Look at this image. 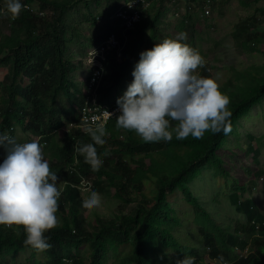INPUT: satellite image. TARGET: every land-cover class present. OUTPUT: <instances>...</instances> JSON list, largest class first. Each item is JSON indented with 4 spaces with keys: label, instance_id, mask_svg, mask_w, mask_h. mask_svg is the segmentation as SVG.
I'll return each instance as SVG.
<instances>
[{
    "label": "trees",
    "instance_id": "obj_1",
    "mask_svg": "<svg viewBox=\"0 0 264 264\" xmlns=\"http://www.w3.org/2000/svg\"><path fill=\"white\" fill-rule=\"evenodd\" d=\"M106 1L108 8H105L106 10L103 12L100 10L104 16L103 25L90 38L91 46L101 43L113 32L120 34V30L116 26L118 20L111 17L115 15L122 0ZM181 1L183 0H173L172 3H181ZM185 1L188 3V8L180 14V28L182 30H186L190 22L195 29L196 18L199 17L200 11L205 15L207 12L206 6L210 5L212 8L221 6V3L215 0ZM80 2H83L86 7H91L95 3L101 8L99 0H21V3L26 8L17 19L13 20L11 14L6 11L7 0H0V83H3L0 85V93L2 94L0 96V129H2L0 132H6L10 135V138L12 135L11 139L16 137L14 139L16 143L31 142L35 139L41 145L44 144L45 159L49 162L50 168L52 167L51 170L57 173V186L62 188L59 210L57 212V216L60 218L59 228H53L45 233L46 237L50 236L48 242L52 247L43 252L36 251V249L24 244L26 233L23 227L0 225V263L6 261L4 264H13V262L14 264H64L67 259L70 264H108L111 257H113L115 259L113 264H174L170 261V255L171 253H177L180 260L188 255L195 257L196 264H264V239L257 236V226L264 221V211L258 206L260 205L258 201L254 198L246 197L249 187L251 185L254 186L255 182L245 183L242 179L234 178L232 172L228 170L227 159L221 155V152L225 149L227 139L232 132L234 133V129H238V125L249 116L254 108L264 103V74H261L264 69L260 68V66L252 65L249 69L241 72L239 76H236V78L232 77L220 84L221 91L230 97V104L228 105L229 110L232 112L230 118L232 131L230 134L225 135L223 132L213 134L211 131H207L202 139H195L190 135L184 140H178L176 139V134L173 133L171 141L146 142L134 131L117 129L116 118H114L106 125L108 133V136L106 135L104 138H108L106 139V146L96 145L97 152L99 151L98 154H101L102 167H100L98 172H93L91 166L85 163L84 156L75 151L77 147L85 143H93L90 135L84 130L85 127L82 126L83 123L80 120V116L77 114L83 107L82 104L84 105L85 103V95L80 85L83 82L73 77V75L82 67L83 62L80 61L75 64L68 56V48L71 46V41L81 38V33L79 32L81 31V23H71L69 20L70 12ZM164 2L165 0H157L147 11L142 12V21L136 23V29L129 32L130 38L122 56L118 58L114 54L109 60L105 61V71L97 90L101 104H106L107 102L112 104L114 102V105L117 103V100L127 90V84L131 82L132 73L139 62L138 59H140L139 55L155 46L152 42L147 44L145 31L151 26L152 32L155 33L162 14L161 6L157 7V5ZM244 3L247 4V2ZM151 10L154 11V15L149 20V17L152 16ZM256 12L264 14V7L257 8ZM96 18L97 15L93 13L91 16L93 23L97 22ZM259 19L254 14L247 16L237 24L233 34L240 48L248 51H258L264 41V29L258 24ZM3 27H8V30L3 32ZM69 32H71L70 38L68 36ZM119 37L124 41L122 35ZM42 45H47V47ZM49 46L52 52H49ZM55 46L57 47L55 48ZM44 51L45 55L42 54ZM34 52L41 55L36 56L37 53L35 54ZM57 52L60 53V56L56 57L55 55H59ZM61 53L65 54L61 56ZM37 58L40 60H37ZM58 58L59 61L57 60ZM2 62L3 64H1ZM35 63H38L39 66L35 65ZM210 63H205L203 67L197 69V72L203 77H213L212 69L214 64ZM52 64L53 67L51 68ZM56 64L58 67L55 66ZM17 68L19 69L17 70ZM59 69L61 70L60 73ZM32 71L33 76L31 74ZM89 71L91 72L86 78L87 81L92 78L93 69H89ZM52 72H57V75L54 73L53 75L55 76H53ZM6 75L10 77L18 75L19 77L15 78L14 76V80H10L11 78L9 76L8 78L10 79L6 78ZM50 78H54V80ZM69 80L75 81L76 84ZM50 82L54 83L50 84ZM6 83L8 84L6 85ZM55 84L57 85L55 86ZM61 84L64 86L62 87ZM48 86L49 88H46ZM59 86H61V89ZM101 86L102 88L100 89ZM50 87L52 88L50 89ZM54 87L57 88L55 89ZM37 88L40 89L38 92L41 94L36 93ZM29 89L32 90L29 91ZM79 92L82 96H80ZM22 93H25L23 94L24 97ZM56 93L59 94L57 95ZM4 94L7 95L5 96ZM36 94H39V96ZM14 95L19 97L17 98ZM41 96L42 100H40ZM68 96L70 101L67 98ZM75 97L76 100H74ZM8 100L9 103H7ZM2 101L5 103H2ZM53 107L55 110L51 109ZM16 109L17 112L19 111L18 113L15 112ZM45 109L48 110L45 112ZM6 110L8 113L4 112ZM13 113L16 116L10 117ZM28 118H30V121ZM78 118L77 125L72 127L68 125V122H74ZM13 120L19 123L17 124ZM25 120H28V125L27 122L24 125ZM33 121H35L34 125ZM44 121L45 123L47 122L45 127H43ZM170 123L173 128L178 124L176 121H170ZM45 132L48 133L44 134ZM48 135L49 138H47ZM123 140H127L129 144H124ZM251 140L255 143L251 145L250 150L259 148L261 138L252 137ZM257 144L258 147L255 148ZM9 147L10 145L8 144L0 147V164L6 158L7 148ZM105 150L109 151V155H104ZM112 151L114 154L111 153ZM142 158L144 160H141ZM141 162L142 165L139 164ZM207 166L212 167L210 169L215 172V177L219 182L230 181L232 183L233 193L229 196V201L239 214L246 217V223H239L234 226L224 225L212 214L213 211L211 212L203 204L192 183L204 175ZM66 169H69V171ZM196 169H198L199 173ZM259 172H264V169L261 168ZM68 176L70 181H68ZM231 178L235 181H232ZM68 190L70 193L67 192ZM94 190L98 193L100 192L99 194L102 197L101 205L111 211L113 205L116 204L118 211L114 210L112 215L108 216L101 212L100 207L93 210L84 209L82 207L84 199L88 197L89 192ZM70 196L76 200H72ZM74 201L76 204H74ZM181 205L184 206V209H181L183 210L182 217L178 213ZM186 209H188L187 213ZM123 215H126V217ZM127 215H130V218ZM166 222L167 224H165ZM189 225L193 226V230L186 237V241L183 242L181 229L183 227L188 228ZM161 226L162 229L160 228ZM56 230H58L57 234H55ZM17 232H19V235H17ZM259 232L262 234L261 230ZM195 236L197 237L195 238ZM195 240L196 242H194ZM197 240L199 241L197 242ZM250 244L251 248L249 247ZM29 247L31 250H29ZM239 249H243V252L247 251V254H241ZM206 254L208 258L205 257Z\"/></svg>",
    "mask_w": 264,
    "mask_h": 264
},
{
    "label": "clouds",
    "instance_id": "obj_2",
    "mask_svg": "<svg viewBox=\"0 0 264 264\" xmlns=\"http://www.w3.org/2000/svg\"><path fill=\"white\" fill-rule=\"evenodd\" d=\"M25 8L21 0H7L6 11L13 20ZM186 40L187 34L179 33L140 54L132 73L134 80L117 100V129L134 131L146 142L171 141L173 133L178 140L190 135L202 139L207 131L231 133L230 97L221 91L222 74L201 76L197 69L206 61L197 49L183 42ZM104 115L111 118L113 114L105 110ZM170 121L178 124L173 128ZM84 130L93 143L75 151L84 156L93 172H98L102 160L96 145L106 143V121L95 123V127L85 126ZM5 144L10 147L0 164V225L23 227L26 246L41 252L49 250L52 245L45 233L60 224L57 212L62 188L57 186V173L51 170L38 141L16 143L0 132V147ZM104 155H108L107 150ZM101 204V195L91 191L82 207L93 210ZM176 264H196V259L188 255Z\"/></svg>",
    "mask_w": 264,
    "mask_h": 264
},
{
    "label": "rangeland",
    "instance_id": "obj_3",
    "mask_svg": "<svg viewBox=\"0 0 264 264\" xmlns=\"http://www.w3.org/2000/svg\"><path fill=\"white\" fill-rule=\"evenodd\" d=\"M124 1H121L120 6H122ZM172 1L165 0L163 4L157 5V7L161 6L162 14L160 15L155 33L152 32L151 26L145 31L147 44H151L152 42L155 45L167 38L174 39L179 33H186L187 40L183 42L197 49L204 57L206 63L211 62L210 64H214L212 76L214 77L216 73L222 74V79L219 81L220 84L228 81L232 77L236 78V76H239L241 72L249 69L252 65L260 66V68L264 69V41L257 52L248 51L238 46L233 34L234 29L241 20L254 14L260 18L258 24L264 29V14L256 12L257 8L264 7V0H215L217 2L219 1L221 6L218 8H212L210 5L206 6L207 12L205 15L200 11L199 17L196 18L195 29L190 22L186 30L180 28V14L187 10L188 3L185 0L181 1V3H172ZM99 2H101V8L95 3L91 7H86L83 2H80L72 9L69 17L71 23H81V38L71 41L72 46L69 47L68 56L75 64L79 61L83 62L79 71L73 75V77L83 82L80 84L83 93L87 88L86 78L90 74L89 69L91 68L85 58L89 55V50L93 51L95 48V45L91 46L90 38L103 25L104 16L100 10L103 12L106 10L105 8H108L106 0H99ZM244 2H247V4ZM91 12L97 15V22L95 23L92 22L91 16L93 13L91 14ZM151 15L149 20L154 15L153 10H151ZM2 29L4 32L8 30V27H3ZM71 32H69V38L71 37ZM86 73H88L87 76ZM261 74H264V70ZM133 80L134 77L132 76L131 82ZM131 82L127 85L129 86ZM77 114L80 116V112ZM78 121L79 118L74 122H68V125L71 127L75 126L78 124ZM230 136L231 138H228L229 141L227 139L228 143L226 142L225 149L221 152V155L227 159L228 170L232 172L234 178L242 179L245 183L255 182L254 186L251 185L249 187L246 197L254 198L256 201L259 200L260 205L256 203L264 211V172H259L261 168L264 169V103L254 108L249 116L243 119L241 124L238 125V129H234V133L232 132ZM252 137L261 138V145L257 148V144L255 146L257 148L256 150H250L251 145L255 143L254 141L252 142ZM231 180L235 181L233 178ZM192 185L203 204L211 212L213 211L212 214L222 224L234 226L239 223H246V217L239 214L237 209L229 201V196L233 193V186L230 181L224 183L219 182L215 177V172L210 167H207L204 175L194 181ZM256 187H258L259 191L255 190ZM179 208L180 211L178 213L182 217L183 210L181 209H184V206L181 205ZM100 210L108 216H111L114 210L118 211L116 204L113 205L111 211L104 205L100 206ZM187 212L188 209H186ZM192 230L193 226L190 225L188 228L183 227L181 229V232H185L181 235L183 242L186 241L187 235ZM249 247L251 248V244ZM239 250L241 254H247V251L243 252V249ZM205 257L208 258V255L206 254ZM178 260H180L178 254L171 253L170 261L176 264ZM114 261L115 259L111 257L108 264H113ZM5 262L3 261L0 264H4Z\"/></svg>",
    "mask_w": 264,
    "mask_h": 264
},
{
    "label": "built area",
    "instance_id": "obj_4",
    "mask_svg": "<svg viewBox=\"0 0 264 264\" xmlns=\"http://www.w3.org/2000/svg\"><path fill=\"white\" fill-rule=\"evenodd\" d=\"M157 0H125L120 8L112 15V19H117V28L120 34L113 32L107 39L95 45L94 50H89V55L85 58L87 64L93 69L92 78L87 81V88L84 90L85 103L80 109V120L82 126L95 127V123L105 122L108 125L114 118L120 115L117 103L114 105L101 104L98 99V88L101 83L103 72L105 71V61L112 55L122 56L130 35L129 32L136 29V23L142 21V12L148 10ZM123 36L124 41L119 36ZM87 55V54H86ZM84 59V58H83ZM111 112V118H106L104 112ZM259 191L258 187L255 188ZM262 231V234L259 231ZM257 236L264 239V221L257 226ZM67 261V259L65 260Z\"/></svg>",
    "mask_w": 264,
    "mask_h": 264
},
{
    "label": "bare ground",
    "instance_id": "obj_5",
    "mask_svg": "<svg viewBox=\"0 0 264 264\" xmlns=\"http://www.w3.org/2000/svg\"><path fill=\"white\" fill-rule=\"evenodd\" d=\"M146 11H147V10H146ZM144 12H145V11H144ZM79 32L81 33V31H79ZM80 33H79V34H80ZM53 40H54V39H53ZM49 42H50V41H49ZM47 44H48V43H47ZM72 44H73V43H72ZM89 44H90V43H89ZM70 45H71V44H70ZM42 46H46V47H47V45H42ZM50 46H52V45H50ZM50 46L48 47L49 49L51 48ZM71 46H72V45H71ZM92 46H93V45H92ZM40 47H41V46H40ZM40 47H39V51H40ZM56 47H57V46H55V48H56ZM55 48H54V49H55ZM61 49H62V48H61ZM65 49H66V48H65ZM37 50H38V49H37ZM42 50H43V49H42ZM44 50H45V49H44ZM51 50H52V49H50L49 52H52ZM55 50H56V49H55ZM59 50H60V48H59ZM59 50H58V51H59ZM62 50H63V49H62ZM68 50H69V48H68ZM68 50H67V51H68ZM63 51H64V50H63ZM49 52H48V53H49ZM60 52H61V51H60ZM64 52H65V51H64ZM34 53H35V52H34ZM36 53H37V52H36ZM36 53H35V54H36ZM57 53H58L59 55H55L56 53H55L54 55H55L56 57H57V56H60V53H59V52H57ZM35 54H32V55H35ZM42 54L45 55V54H46L45 51H44V53H42ZM64 54H65V53H64ZM64 54L61 53V56H63ZM78 54H79V53H78ZM78 54H77V55H78ZM39 55H41V54H40V53H39V54L37 53L36 56H39ZM42 57H43V56H42ZM32 58H33V57H32ZM32 58H31V59H32ZM34 58H35V56H34ZM118 58H119V57H118ZM28 59H29V58H28ZM38 59H39V58H37V60H38ZM64 59H65V58H64ZM39 60H40V59H39ZM49 60H50V59H49ZM52 60L54 61V59H52ZM57 60L59 61V58H58ZM66 60H67V59H66ZM68 60H69V59H68ZM45 61H46V60H45ZM45 61H44V62H45ZM53 61H52V63H54ZM63 61H64V60H63ZM30 62H31V61H30ZM60 62H61V61H60ZM60 62H59V63H60ZM68 62H69V61H68ZM73 62H74V61H73ZM79 62H80V61H79ZM48 63H49V62H48ZM64 63H65V62H64ZM1 64H3V62H2ZM10 64H12V63H10ZM50 64H51V63H50ZM67 64H68V63H67ZM69 64H70V63H69ZM5 65H6V64H5ZM5 65H4V66H5ZM35 65H38V63H37V64L35 63ZM40 65H41V64H40ZM58 65H59V64H58ZM60 65H61V63H60ZM64 65H65V64H64ZM70 65H72V64H70ZM38 66H39V65H38ZM43 66H44V64H43ZM43 66H41V67L43 68ZM55 66L58 67L57 64H56ZM62 66H63V65H62ZM66 66H67V65H66ZM72 66H73V65H72ZM75 66H76V65H75ZM5 67H7V66H5ZM35 67H37V66H35ZM41 67H40V68H41ZM52 67H53V64H52L51 68H52ZM8 68H9V67H8ZM11 68H12V67H11ZM13 68H14V67H13ZM42 68H41V69H42ZM49 68H50V67H49ZM54 68H55V67H54ZM63 68H64V67H63ZM78 68H79V67H78ZM9 69H10V68H9ZM18 69H19V68H17V70H18ZM20 69H21V68H20ZM23 69H24V68H23ZM41 69H39V70H41ZM44 69H45V68H44ZM37 70H38V68H37ZM37 70H36V71H37ZM46 70H49V69H46ZM56 70H57V69H56ZM56 70H54V71H56ZM75 70H76V69H75ZM9 71H11V70H9ZM15 71H16V70H15ZM20 71H21V70H20ZM23 71H24V70H23ZM42 71H43V70H42ZM58 71H59V73H60L61 70L59 69ZM72 71H73V70H72ZM78 71H79V70H78ZM87 71H88V70H87ZM18 72H19V71H18ZM34 72H35V71H34ZM65 72H66V71H65ZM65 72H64V73H65ZM69 72H70V71H69ZM88 72H89V71H88ZM90 72H91V71H90ZM16 73H17V72H16ZM54 73H55V75H57V72H54ZM54 73L52 72V75H53ZM62 73H63V72H62ZM83 73H84V72H83ZM92 73H93V72H92ZM92 73H91V74H92ZM5 74H6V73H5ZM9 74H10V73H9ZM12 74H13V73H12ZM18 74H19V73H18ZM31 74H32V76H33V71H32ZM31 74H30V75H31ZM34 74H35V73H34ZM46 74H48V73H46ZM50 74H51V73H50ZM87 74H88V73H86V76H87ZM104 74H106V73H104ZM0 75H1V74H0ZM21 75H22V74H21ZM55 75H53V76H55ZM6 76H7V75H6ZM6 76H5V77H6ZM8 76H9V75H8ZM8 76H7L6 78H8ZM14 76H15V75H14ZM14 76H13V77H10V76H9L11 79H10V78H8V79L12 80V79L14 78ZM17 76H18V75H16L15 78H17ZM24 76H25V75H24ZM41 76H42V75H41ZM18 77H19V76H18ZM28 77H29V76H28ZM37 77H38V76H37ZM58 77H59V75H58ZM91 77H92V76H91ZM6 78H5V79H6ZM26 78H27V77H26ZM26 78H25V79H26ZM54 78H55V77H54ZM54 78H53V79L50 78V79H51V80H54ZM59 78H60V77H59ZM19 79H20V78H19ZM33 79H35V78H33ZM56 79H57V78H56ZM88 79H90V78H88ZM2 80H3V79H2ZM6 80H7V79H6ZM13 80H14V79H13ZM57 80H59V79H57ZM3 81H4V80H3ZM35 81H36V80H35ZM61 81H62V80H61ZM69 81H70V80H69ZM14 82L16 83V81H14ZM48 82H49V81H48ZM54 82H55V83H58V82H56V81H54ZM54 82H50V84H51V83H54ZM59 82H60V81H59ZM62 82H63V81H62ZM70 82H75V81H70ZM19 83H21V82L19 81ZM22 83L24 84V82H22ZM29 83H31V82H29ZM2 84H3V83H2ZM2 84L0 83V85H2ZM7 84H8V83H6V85H7ZM12 84H13V83H12ZM12 84H11V85H12ZM25 84H26V83H25ZM25 84H24V85H25ZM32 84H33V83H32ZM48 84H49V83H48ZM69 84H70V83H69ZM75 84H76V82H75ZM102 84H103V83H102ZM13 85H14V84H13ZM26 85H27V84H26ZM44 85H45V83H44ZM46 85H47V84H46ZM52 85H53V84H52ZM56 85H57V84H55V86H56ZM61 85H62V84H61ZM3 86H4V85H3ZM39 86H40V85H39ZM63 86H64V85H62V87H63ZM76 86H77V85H76ZM7 87L10 89L9 86H7ZM60 87H61V86H59V88H60ZM73 87H74V86H73ZM11 88H12V87H11ZM25 88H26V87H25ZM31 88L33 89V87H31ZM43 88H44V86H43ZM46 88H49V86L46 87ZM46 88H45V89H46ZM51 88H52V87H50V89H51ZM54 88L56 89L57 87H54ZM59 88H58V89H59ZM70 88H71V87H70ZM101 88H102V86L100 87V89H101ZM2 89H3V88H2ZM13 89H14V87H13ZM32 89H29V91L32 90ZM41 89H42V88H41ZM45 89H44V90H45ZM50 89H49V91H50ZM60 89H61V88H60ZM100 89H99V90H100ZM10 90H12V89H10ZM24 90H25V89H24ZM38 90L40 91V89L37 88V89H36V91H37L36 93L41 94L40 92H38ZM42 90H43V89H42ZM42 90H41V91H42ZM65 90H68V89H65ZM70 90H71V89H70ZM0 91H1V90H0ZM54 91H55V90H54ZM54 91H53V92H54ZM59 91H60V90H59ZM61 91H62V90H61ZM2 92H3V91H2ZM22 92H24V91H22ZM25 92H26V90H25ZM42 92H43V91H42ZM53 92H52V93H53ZM62 92H63V91H62ZM64 92H65V91H64ZM76 92H77V90H76ZM29 93H30V92H29ZM32 93H33V91H32ZM59 93H61V92H59ZM59 93H56V94L58 95ZM68 93H69V92H68ZM72 93H73V92H72ZM74 93H75V92H74ZM79 93H80V92H79ZM9 94H10V93H9ZM23 94H25V93H22V95H23ZM26 94H27V93H26ZM39 94H36V95L39 96ZM54 94H55V93H54ZM62 94H63V93H62ZM80 94H81V93H80ZM83 94H84V93H83ZM121 94H122V93H121ZM1 95H2V94L0 93V96H1ZM4 95H5V94H4ZM6 95H7V94H6ZM6 95H5V96H6ZM34 95H35V94H34ZM47 95H48V94H47ZM75 95H76V93H75ZM75 95H73V96H75ZM78 95H79V94H78ZM14 96H15V95H14ZM55 96H56V95H55ZM65 96H66V94H65ZM70 96H71V93H70ZM80 96H82V94H81ZM104 96H105V95H104ZM10 97H11V96H10ZM15 97L18 98L19 96H15ZM23 97H24V95H23ZM23 97H21V98H23ZM31 97H32V95H31ZM57 97H59V96H57ZM57 97H56V98H57ZM6 98H7V97H6ZM40 98H41L40 100L43 99L42 96H41ZM52 98H53V97H52ZM67 98L69 99V96H68ZM0 99H1V98H0ZM3 99H4V97H3ZM10 99H11V98H10ZM14 99H15V98H14ZM14 99H13V100H14ZM19 99H20V98H19ZM33 99L36 100L35 98H33ZM54 99H55V98H54ZM102 99H103V98H102ZM34 100H33V101H34ZM74 100H76V97H75ZM15 101H16V99H15ZM15 101H14V102H15ZM17 101H18V100H17ZM24 101H25V100H24ZM26 101H27V100H26ZM33 101H32V103H33ZM53 101H54V100H53ZM62 101H63V100H62ZM69 101H70V99H69ZM71 101H73V100H71ZM102 101H103V100H102ZM5 102H6V100H5ZM5 102L2 101V103H5ZM18 102H19V101H18ZM20 102H21V100H20ZM37 102H38V101H37ZM39 102L42 103L41 101H39ZM59 102H60V101H59ZM81 102H82V101H81ZM109 102H110V101H109ZM0 103H1V102H0ZM7 103H9V100L7 101ZM24 103H25V102H24ZM29 103H31V102H29ZM29 103H28V104H29ZM34 103H35V102H34ZM43 103H44V102H43ZM46 103H47V101H46ZM105 103H106V100H105ZM107 103H108V102H107ZM107 103H106V104H107ZM113 103H114V102H113ZM113 103H112V104H111V103H108V104L113 105ZM44 104H45V103H44ZM63 104H64V103H63ZM68 104H69V103H68ZM4 105H6V104H4ZM12 105H13V104H12ZM42 105H43V104H42ZM42 105H40V106H42ZM54 105H55V104H54ZM72 105H73V104H72ZM72 105H71V106H72ZM17 106H19V105L17 104ZM36 106H37V105H36ZM51 106H52V104H51ZM64 106H65V105H64ZM82 106H83V104H82ZM82 106H81V107H82ZM49 107H50V106H49ZM58 107H59V106H58ZM60 107H61V105H60ZM14 108H15V107H14ZM24 108H25V107H24ZM43 108H44V106H43ZM55 108H56V107H55ZM20 109H22V108H20ZM36 109H37V107H36ZM51 109L53 110L54 107L51 108ZM26 110H27V109H26ZM41 110H42V109H41ZM47 110H48V109H45V112H46ZM54 110H55V109H54ZM24 111H25V109H24ZM49 111H50V110H49ZM56 111H57V110H56ZM4 112H7V110L4 111ZM12 112H13V110H12ZM15 112H17V109H16ZM15 112H14V113H15ZM18 112H19V111H18ZM18 112H17V113H18ZM25 112H27V111H25ZM50 112H51V111H50ZM78 112H79V111H78ZM2 113H3V112H2ZM7 113H8V112H7ZM9 113H10V112H9ZM14 113H13V115H10V117H11V116L15 117L16 115H15ZM17 113H16V114H17ZM29 113H30V112H29ZM29 113H28V115H29ZM42 113H43V112H42ZM10 114H12V113H10ZM34 114H35V113H34ZM44 114H45V113H44ZM49 114L52 115L53 113H49ZM6 115H7V114H6ZM14 115H15V116H14ZM1 116H3V115H1ZM8 116H9V115H8ZM20 116H21V115H20ZM20 116H19V117H20ZM36 116L38 117V115H36ZM39 116H40V115H39ZM49 116H50V115H49ZM49 116H48V118H49ZM25 117H26V116H25ZM50 117H51V116H50ZM23 118H24V117H23ZM30 118H31V117H30ZM30 118H28L29 121H30ZM39 118H42V117H39ZM46 118H47V116H46ZM12 119H14V118H12ZM16 119H18V118H16ZM25 119H26V118H25ZM19 120L21 121V119H19ZM13 121L15 122L16 120H13ZM23 121H24V120H23ZM27 121H28V120H27ZM27 121L25 120L24 125L26 124ZM31 121H32V120H31ZM36 121H37V120H36ZM38 121H39V120H38ZM16 123H17V121H16ZM16 123H15V125H16ZM18 123H19V122H18ZM18 123H17V124H18ZM20 123H21V122H20ZM34 123H35V121H33V125H34ZM38 123L40 124V122H38ZM44 123H45V121H44ZM44 123H43V124H44ZM46 123H47V122H46ZM46 123L44 124L43 127H45V125H47ZM48 123H49V122H48ZM54 123H55V122H54ZM22 124H23V123H22ZM39 124H38V125H39ZM13 125H14V124H13ZM27 125H28V122H27ZM48 125H49V124H48ZM51 125H52V123H51ZM16 126H17V125H16ZM20 126H21V124H20ZM20 126H19V127H20ZM53 126H54V125H53ZM23 127H24V126H23ZM32 127H33V126H32ZM14 128H15V127H14ZM21 128H22V127H21ZM25 128H26V127H25ZM55 128H56V124H55ZM9 129H11V128H9ZM29 129H30V128H29ZM0 130H2V129H0ZM5 130H6V129H5ZM57 130H58V129H57ZM9 131H10V130H9ZM1 132H2V131H1ZM25 132H26V131H25ZM48 132H49V130H48ZM48 132H47V133H48ZM51 132H52V130H51ZM83 132H84V131H83ZM5 133H6V132H5ZM15 133H16V132H15ZM41 133H43V132H41ZM47 133L45 132L44 134H47ZM49 133H50V132H49ZM55 133H56V132H55ZM84 133H85V132H84ZM117 133H118V132H117ZM9 134H11V133L9 132ZM28 134H29V133H28ZM30 134H31V133H30ZM53 134H54V133H53ZM75 134H77V133H75ZM17 135H18V134H17ZM49 135H50V134H49ZM49 135H48L47 138H49ZM79 135H80V134H79ZM120 135H121V134H120ZM9 136H10V135H9ZM15 136H16V134H15ZM18 136H19V135H18ZM30 136H31V135H30ZM45 136H46V135H45ZM60 136H61V135H60ZM107 136H108V135H107ZM109 136H112V135H109ZM116 136H117V135H116ZM121 136H122V135H121ZM125 136H126V134H125ZM22 137H24V136H22ZM43 137H44V136H43ZM51 137H52V136H51ZM51 137H50V138H51ZM80 137H82V136H80ZM85 137H87V136H85ZM85 137H84V138H85ZM105 137H106V136H105ZM229 137L231 138V136H229ZM229 137H228V138H229ZM11 138H12V135H11ZM15 138H16V137H13V140H14ZM24 138H25V137H24ZM28 138H29V137H28ZM36 138H37V137H36ZM47 138H46V139H47ZM84 138H82V139H84ZM129 138H130V137H129ZM43 139H45V138H43ZM85 139H88V138H85ZM89 139H90V138H89ZM106 139H108V138H106ZM106 139H105V140H106ZM130 139H131V138H130ZM25 140H26V139H25ZM34 140H35V139H34ZM116 140H117V139H116ZM14 141H15V140H14ZM20 141H21V140H20ZM23 141H24V140H23ZM82 141H83V140H82ZM120 141H121V140H120ZM120 141H119V145H120ZM123 141H124V140H123ZM123 141H122V142H123ZM228 141H229V139H228ZM87 142H88V140H87ZM115 142H116V141H115ZM56 143H57V142H56ZM125 143H128L127 140L124 141V144H125ZM130 143H131V141H130ZM227 143H228V142H227ZM45 144H46V143H45ZM85 144H86V143H85ZM128 144H129V143H128ZM119 145H118V146H119ZM105 146H106V145H105ZM47 147H48V145H47ZM53 147H54V146H53ZM60 147H61V146H60ZM102 147H103V146H102ZM121 147H122V145H121ZM50 148H52V147H50ZM132 148H133V147H132ZM61 149H62V148H61ZM65 149H66V148H65ZM68 149H69V148H68ZM113 149H115V148H113ZM43 150H44V149H43ZM69 150H70V149H69ZM108 150H109V149H108ZM108 150H107V151H108ZM117 150H118V149H117ZM117 150H116V151H117ZM119 150H120V148H119ZM62 151H63V149H62ZM105 151H106V150H105ZM98 152H99V151H98ZM108 152H109V151H108ZM111 153H113V151H112ZM111 153H110V154H111ZM117 153H118V152H117ZM74 154H75V153H74ZM113 154H114V153H113ZM100 155H101V154H100ZM108 155H109V154H108ZM115 155H116V154H115ZM155 155H156V154H155ZM46 156H47V155H46ZM112 156H113V155H112ZM104 157H105V156H104ZM108 157H109V156H108ZM113 157H114V156H113ZM113 157H112V158H113ZM141 157H142V156H141ZM105 158H106V157H105ZM105 158H104V159H105ZM112 158H111V160H112ZM144 158H145V157H144ZM50 159H51V158H50ZM79 159H80V158H79ZM128 159H130V158H128ZM132 159H133V158H132ZM52 160H53V159H52ZM113 160H114V159H113ZM138 160H139V159H138ZM141 160H144V159L142 158ZM141 160H140V161H141ZM50 162H51V161H50ZM59 162H60V161H59ZM111 162H114V161H111ZM130 162H131V161H130ZM134 162H135V161H134ZM137 162H138V161H137ZM143 162H144V161H143ZM1 163H2V162H1ZM60 163H61V162H60ZM52 164H53V163H52ZM108 164H109V163H108ZM139 164L142 165V162L139 163ZM59 165H60V164H59ZM233 165H234V164H233ZM53 166H54V165H53ZM237 166H238V165H237ZM64 167H65V166H64ZM101 167H102V166H101ZM133 167H134V166H133ZM207 167H208V166H207ZM207 167H206V168H207ZM209 167H211V166H209ZM234 167H235V166H234ZM51 168H52V167H51ZM54 168H55V166H54ZM71 168H72V167H71ZM211 168H212V167H211ZM232 168H233V167H232ZM79 169H80V168H79ZM66 170L69 171V169H66ZM196 170L198 171V169H196ZM199 170H200V169H199ZM237 170H238V169H237ZM237 170H236V171H237ZM81 171H82V170H81ZM197 171H196V172H197ZM66 172H67V171H66ZM75 172H76V170H75ZM78 172H79V171H78ZM238 172H239V171H238ZM240 172H241V171H240ZM70 173H71V172H70ZM198 173H199V171H198ZM201 173H202V172H201ZM201 173H200V174H201ZM68 174H69V173H68ZM68 174H66V175H68ZM75 174H76V173H75ZM66 175H65V176H66ZM77 175H78V174H77ZM196 175H197V174H196ZM197 176H198V175H197ZM75 177H76V176H75ZM75 177H74V178H75ZM78 178H79V177H78ZM78 178H77V180H78ZM80 178H81V177H80ZM68 179H69V180H68ZM68 179H66V180L70 181L69 176H68ZM106 179H107V178H106ZM108 179H109V178H108ZM221 179H222V178H221ZM221 179H220V180H221ZM96 180H97V179H96ZM224 180H225V179H224ZM76 182H77V181H76ZM62 183L64 184L63 181H62ZM77 184H78V183H77ZM98 184H99V183H98ZM88 185H89V184H88ZM104 185H106V184H104ZM60 186H61V185H60ZM66 186H67V185H66ZM66 186H65V187H66ZM98 186H99V185H98ZM100 186H102V185H100ZM105 187H106V186H105ZM107 187H108V186H107ZM102 188H103V186H102ZM74 189H75V188H74ZM79 189H80V187H79ZM108 189H109V188H108ZM65 190H66V189H65ZM65 190H64V191H65ZM77 190H78V189H77ZM83 191H84V190H83ZM94 191H95V190H94ZM100 191H102V190L100 189ZM67 192L70 193L69 190H68ZM65 193H66V192H65ZM72 193H73V192H72ZM85 193H86V191H85ZM89 193H90V192H89ZM99 193H100V192H99ZM102 193H103V192H102ZM113 193H114V192H113ZM79 194H80V192H79ZM82 194H83V193H82ZM86 194H87V193H86ZM63 195H64V194H63ZM70 195H71V194H70ZM65 196H66V195H65ZM65 196H64V197H65ZM75 196H78V195H75ZM84 196H85V195H84ZM70 197H71V196H70ZM71 199H72V200H73V199L76 200L75 198H72V197H71ZM62 200H63V199H62ZM62 200H61V201H62ZM72 200H70V201H72ZM64 201H65V200H64ZM103 201H104V200H103ZM74 202H75V201H74ZM60 203H61V202H60ZM74 204H76V202H75ZM133 204H134V203H133ZM72 205H73V203H72ZM125 206H126V205H125ZM182 206H183V205H182ZM118 207H119V206H118ZM129 207H130V206H129ZM181 208H182V207H181ZM80 209H81V208H80ZM134 210H135V209H134ZM120 211H121V210H120ZM132 211H133V210H132ZM83 213H84V212H83ZM91 213H92V212H91ZM115 214H116V213H115ZM135 214H136V213H135ZM174 215H175V214H174ZM81 216H82V215H81ZM81 216H80V217H81ZM123 216L126 217V215H123ZM127 216L129 217L130 215H127ZM135 216H136V215H135ZM120 217H121V216H120ZM128 217H127V218H128ZM166 217H167V216H166ZM168 217H169V216H168ZM170 217H171V215H170ZM129 218H130V217H129ZM132 218H133V217H132ZM136 218H137V217H136ZM164 218H165V217H164ZM164 218H163V219H164ZM59 219H60V218H59ZM133 219H134V218H133ZM169 219H170V218H169ZM135 220H136V219H135ZM166 220H167V219H166ZM214 220H215V219H214ZM121 222H122V221H121ZM167 222L169 223V221H167ZM167 222H166L165 224H167ZM160 223H161V220H160ZM163 223H164V222H163ZM169 224H170V223H169ZM250 224H251V223H250ZM161 225H162V224H161ZM171 225H172V224H171ZM171 225H170V226H171ZM170 226H169V227H170ZM172 226H173V225H172ZM157 227H159V226H157ZM252 227H253V226H252ZM58 228H59V226H58ZM69 228H71V227H69ZM95 228H96V227H95ZM160 228L162 229V226H161ZM167 228H168V227H167ZM173 228H174V226H173ZM254 228H256V227H254ZM54 230H55V229H54ZM255 230H256V229H255ZM57 231H58V230L55 231V234H57ZM60 231H61V230H60ZM88 232H89V231H88ZM175 232H176V231H175ZM59 233H60V232H59ZM89 233H90V232H89ZM89 233H88V234H89ZM176 233H177V232H176ZM183 233H185V232H183ZM187 233H188V232H187ZM50 234H51V233H50ZM91 234H92V233H91ZM173 234H175V233H173ZM189 234H190V233H189ZM189 234H188V235H189ZM51 235H52V234H51ZM179 235H180V233H179ZM181 235H182V234H181ZM184 235H185V234H184ZM184 235H183V236H184ZM188 235H187V236H188ZM175 236H176V234H175ZM49 237H50V236H49ZM51 237H52V236H51ZM185 237H186V236H185ZM196 237H197V236H195V238H196ZM189 238H190V237H189ZM51 239H52V238H51ZM199 240H200V239H199ZM199 240H197V242H198ZM30 247H31V246H30ZM30 247H29V248H30ZM31 248H32V247H31ZM31 248H30L29 250H31ZM32 249H34V248H32ZM24 250H25V249H24ZM36 251H37V250H36ZM36 251H34V252H36ZM167 251H168V250H167ZM169 251H170V250H169ZM28 252H29V251H28ZM112 252H113V251H112ZM16 254H19V253H16ZM13 255H14V254H13ZM21 255H22V254H21ZM23 255H24V254H23ZM109 255H110V254H109ZM15 256H16V255H15ZM28 256H29V254H28ZM110 256H112V255H110ZM11 257H12V254H11ZM18 257L20 258V256H18ZM25 257H26V255H25ZM19 258H18V259H19ZM10 259H11V258H10ZM16 259H17V258H16ZM30 259H31V258H30ZM22 261H23V260H22ZM12 262H13V261H12ZM13 264H14V262H13ZM25 264H26V263H25Z\"/></svg>",
    "mask_w": 264,
    "mask_h": 264
},
{
    "label": "crops",
    "instance_id": "obj_6",
    "mask_svg": "<svg viewBox=\"0 0 264 264\" xmlns=\"http://www.w3.org/2000/svg\"><path fill=\"white\" fill-rule=\"evenodd\" d=\"M258 202L260 203V201L258 200Z\"/></svg>",
    "mask_w": 264,
    "mask_h": 264
}]
</instances>
